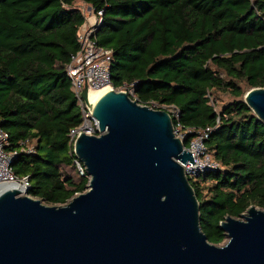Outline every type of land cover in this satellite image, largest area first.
Returning <instances> with one entry per match:
<instances>
[{"label":"trees","instance_id":"obj_1","mask_svg":"<svg viewBox=\"0 0 264 264\" xmlns=\"http://www.w3.org/2000/svg\"><path fill=\"white\" fill-rule=\"evenodd\" d=\"M80 4L104 12L96 40L113 51L117 91L178 108L173 125L184 131L217 127L206 146L220 169L191 184L202 230L219 246L227 217L264 210V123L245 99L264 88V0H0V128L10 150L34 142L35 153L13 169L29 177L28 196L48 205L89 187L69 150L70 131L81 125L67 78L86 24ZM221 96L232 102L218 112Z\"/></svg>","mask_w":264,"mask_h":264},{"label":"water","instance_id":"obj_2","mask_svg":"<svg viewBox=\"0 0 264 264\" xmlns=\"http://www.w3.org/2000/svg\"><path fill=\"white\" fill-rule=\"evenodd\" d=\"M245 99L264 123V88ZM90 111L101 134H83L76 144L91 176L88 190L48 206L23 188L4 189L0 264H264V210L252 206L240 218L227 217L225 246L203 232L182 166L195 161L169 112L115 90Z\"/></svg>","mask_w":264,"mask_h":264},{"label":"built area","instance_id":"obj_3","mask_svg":"<svg viewBox=\"0 0 264 264\" xmlns=\"http://www.w3.org/2000/svg\"><path fill=\"white\" fill-rule=\"evenodd\" d=\"M93 20L85 15L86 24L80 30L78 41L80 44L79 51L72 56L71 63L67 66V78L72 85V91L78 101L81 109V125L70 131V153L75 157V165L82 177L91 180L84 163L76 155V144L83 134L88 136H99L100 123L90 111L93 106L90 104V94L98 92L104 88L117 91L112 84L111 64L113 51L102 48L96 40V32L103 22V11L98 13L89 8ZM85 89L88 90V98L83 97ZM152 108L157 105L150 106ZM175 119H179L180 110L176 107H162ZM174 126V125H173ZM217 127H207L200 130L184 131L180 125L174 126V134L182 143L191 137L189 146H185L195 161V164L188 162L182 164L186 177L190 180L205 178L208 174L220 169V165L214 160L212 154L208 151L206 141L210 138L211 133ZM11 142L8 133L0 128V188L4 186H13L23 188V195H28L32 185L29 177L19 178L13 169L14 161L22 154L35 153V144L29 140L20 142L19 146L10 150Z\"/></svg>","mask_w":264,"mask_h":264},{"label":"rangeland","instance_id":"obj_4","mask_svg":"<svg viewBox=\"0 0 264 264\" xmlns=\"http://www.w3.org/2000/svg\"><path fill=\"white\" fill-rule=\"evenodd\" d=\"M80 6H81V9H82V11H83V13H84V15H87L88 17H89V19H90V21H94L93 20V16H92V14L90 15L89 13H90V11H89V8H90V6H88V5H85V4H80ZM93 11V10H92ZM120 91H126L127 93H129V95L132 97V98H135L134 97V94H133V91H127L126 89H123V90H120ZM230 102H232V98H230V97H228V96H221V99H220V101H219V104H217V108H216V110L218 111V112H221L222 111V109H223V107L225 106V105H227V104H229ZM153 109H156V110H161V109H158V107H155V108H153ZM69 171H70V173L73 175L74 174V172H73V170H71V169H69ZM45 205H48V204H46V203H44ZM48 206H54V205H48ZM258 208V207H257ZM259 209V208H258ZM226 221V220H225ZM224 221V222H225ZM225 240L219 245L220 247H222V246H225L228 242H229V237H228V235H227V232H225Z\"/></svg>","mask_w":264,"mask_h":264},{"label":"bare ground","instance_id":"obj_5","mask_svg":"<svg viewBox=\"0 0 264 264\" xmlns=\"http://www.w3.org/2000/svg\"><path fill=\"white\" fill-rule=\"evenodd\" d=\"M108 91H111L110 88H104V89H101L100 91L98 92H93L90 94V98H89V101H90V104L92 106H94L96 104V102ZM8 186H4L3 188H0V193L6 189Z\"/></svg>","mask_w":264,"mask_h":264}]
</instances>
